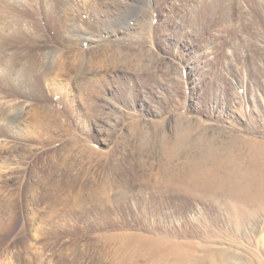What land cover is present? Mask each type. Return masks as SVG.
<instances>
[{
    "label": "rangeland",
    "instance_id": "1",
    "mask_svg": "<svg viewBox=\"0 0 264 264\" xmlns=\"http://www.w3.org/2000/svg\"><path fill=\"white\" fill-rule=\"evenodd\" d=\"M63 1L0 0V264H264V0Z\"/></svg>",
    "mask_w": 264,
    "mask_h": 264
},
{
    "label": "bare ground",
    "instance_id": "2",
    "mask_svg": "<svg viewBox=\"0 0 264 264\" xmlns=\"http://www.w3.org/2000/svg\"><path fill=\"white\" fill-rule=\"evenodd\" d=\"M60 1V0H59ZM70 1V0H69ZM30 2V1H29ZM74 2H75V0H74ZM61 4H62V8H66L67 6H69L68 4H69V2H67V0H65V1H63V3L62 2H60ZM70 3H71V1H70ZM50 5V4H49ZM74 5V4H73ZM76 5V4H75ZM74 5V6H75ZM59 6V5H58ZM76 7H78V6H76ZM79 8V7H78ZM61 9V8H60ZM67 9V8H66ZM76 9V8H75ZM53 10V9H52ZM73 10V9H72ZM77 10V9H76ZM64 11V10H63ZM70 11H71V9H70ZM57 12H58V9H57ZM56 12V13H57ZM67 12H68V10H67ZM66 12V13H67ZM75 12V11H74ZM148 12V11H147ZM63 13V12H62ZM65 13V12H64ZM139 13V12H138ZM68 14V13H67ZM71 14H73V11H71ZM78 14H79V12H78ZM61 15V14H60ZM70 15V14H69ZM65 16H66V14H65ZM74 16H75V14H74ZM78 16V15H77ZM81 16V15H80ZM69 17H67L66 19H68ZM75 18H77V17H75ZM70 19V18H69ZM74 19V18H73ZM60 20V19H59ZM76 20V19H75ZM78 20V19H77ZM81 21V20H80ZM77 22V21H76ZM69 24H70V22H69ZM72 24V23H71ZM73 24H74V22H73ZM67 25V24H66ZM70 27V26H69ZM79 27V26H78ZM84 28H83V26H82V29H79V30H83ZM70 31V30H69ZM77 31H78V29H77ZM84 31H86V30H84ZM84 31L83 32H78V33H76L75 35H73V37L75 36V38H76V40H78V41H81V40H88L89 38H88V34L86 35V33H84ZM73 32V31H72ZM71 32V33H72ZM87 32V31H86ZM69 33V32H68ZM75 33V32H74ZM73 33V34H74ZM68 35V34H67ZM70 35H72V34H70ZM74 38V39H75ZM93 38V37H92ZM55 60V59H54ZM61 60V59H60ZM10 70H12V69H10ZM10 70H8V71H10ZM17 70V69H16ZM34 70V69H33ZM13 71H15V70H13ZM18 71V70H17ZM23 71V70H22ZM24 71H26V69L24 70ZM24 71H23V73H24ZM29 71V70H28ZM27 71V72H28ZM32 71H29V73H31ZM17 73V72H16ZM21 73V72H20ZM28 73V74H29ZM33 73V72H32ZM27 74V73H26ZM26 74H25V77H26ZM34 74V73H33ZM18 75H19V73H18ZM32 75V74H31ZM17 76V75H16ZM20 76H22V75H20ZM30 76V75H29ZM28 78H30V77H28ZM24 79V78H23ZM45 79V78H44ZM21 79H20V77H19V81H20ZM28 80V79H27ZM31 80V79H30ZM37 80V79H36ZM12 81V80H11ZM17 81V80H16ZM22 81V80H21ZM24 81H26V80H24ZM30 83H28L30 86H32V85H35L36 86V82H35V80H31V81H29ZM17 83V82H16ZM20 83V82H19ZM18 84V83H17ZM39 84V83H38ZM24 85V84H23ZM18 86V85H17ZM24 87V86H23ZM22 87V88H23ZM19 88V87H18ZM33 88V87H32ZM30 91V90H29ZM33 91V90H32ZM40 92V91H39ZM38 92V93H39ZM31 93V92H30ZM34 93V92H33ZM33 95V94H32ZM22 106H24V104L22 103ZM21 106V107H22ZM6 110V109H5ZM13 110V109H12ZM20 110H21V108H20ZM8 112V111H7ZM6 112V113H7ZM10 112V111H9ZM14 112V111H13ZM22 112V111H21ZM24 112V111H23ZM2 114V113H1ZM15 114V113H14ZM13 113H9L8 115H6L7 116V118L11 121V122H13L14 120H15V115H14ZM3 117V116H2ZM1 117V118H2ZM5 119V118H4ZM16 121V120H15ZM2 122V121H1ZM1 124V123H0ZM7 124V123H6ZM13 126V125H12ZM11 126V127H12ZM50 184V183H49ZM50 187V186H49ZM39 191V190H38ZM33 192V191H32ZM34 192H36V190L34 191ZM35 197H42V196H45L46 198L47 197H51V193L49 192V191H39V192H36V193H34L33 194ZM40 197V198H41ZM44 198V197H43ZM45 198V199H46ZM35 199V198H34ZM11 202V201H10ZM1 203V202H0ZM132 238H136L135 240H136V242H137V237H134V236H132V235H124L123 236V239H126L127 240V242L128 241H130ZM158 238V237H157ZM134 240V239H133ZM132 240V241H133ZM146 242H148L149 243V245H150V247H152V249L153 250H151V249H148L147 250V254H148V256L151 254V252L152 253H154V254H160V255H163L162 253H168V254H170V255H173V256H176V257H174V261L176 262L175 264H188V263H185V261H184V259H182L181 257L183 256V255H185L187 252H185L184 250H183V246L181 245V243H178V242H169V241H167V240H165V239H154V240H148L147 238L146 239H144ZM145 241H143V242H145ZM134 242V241H133ZM135 243V242H134ZM183 244V243H182ZM185 246H186V244H185ZM184 246V247H185ZM181 258V259H180ZM188 262V261H187ZM149 263V262H148Z\"/></svg>",
    "mask_w": 264,
    "mask_h": 264
}]
</instances>
